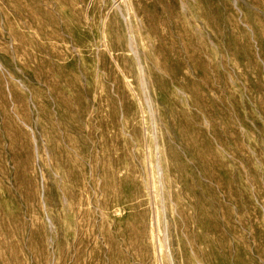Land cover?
<instances>
[{"label": "rangeland", "instance_id": "obj_1", "mask_svg": "<svg viewBox=\"0 0 264 264\" xmlns=\"http://www.w3.org/2000/svg\"><path fill=\"white\" fill-rule=\"evenodd\" d=\"M0 264H264V0H0Z\"/></svg>", "mask_w": 264, "mask_h": 264}]
</instances>
